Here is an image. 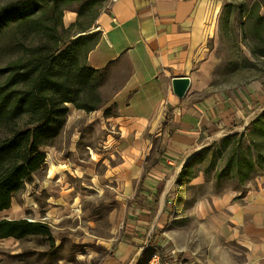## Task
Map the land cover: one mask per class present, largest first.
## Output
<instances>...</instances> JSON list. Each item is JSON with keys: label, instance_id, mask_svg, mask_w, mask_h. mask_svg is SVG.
Instances as JSON below:
<instances>
[{"label": "crops", "instance_id": "0c3cea01", "mask_svg": "<svg viewBox=\"0 0 264 264\" xmlns=\"http://www.w3.org/2000/svg\"><path fill=\"white\" fill-rule=\"evenodd\" d=\"M220 5L218 0H97L81 18L79 6L63 10V28L78 20L75 37L95 34L85 63L100 75L101 104L95 111L113 105L103 147L119 154L116 162L105 159L102 177L116 178L130 204L125 226L100 264H142L146 243L174 248L192 264H264V183L242 193L224 190L184 209L172 201L170 164L188 157L253 103L240 93L205 91L211 86ZM175 76L190 79L182 98L172 91ZM136 189L138 208L130 202Z\"/></svg>", "mask_w": 264, "mask_h": 264}, {"label": "rangeland", "instance_id": "374dc122", "mask_svg": "<svg viewBox=\"0 0 264 264\" xmlns=\"http://www.w3.org/2000/svg\"><path fill=\"white\" fill-rule=\"evenodd\" d=\"M24 1L0 0V10ZM83 1L61 7L74 8ZM218 1L219 39L211 86L205 91L211 95L236 92L253 103L251 108L242 106L243 114L211 132L188 157L180 156L170 164L169 174L175 177L172 201L177 209L224 190L242 193L264 183V0ZM98 2L107 4L108 0ZM37 16L51 27L50 35L32 32L29 18L0 24V85L23 70L21 65L31 57L30 47L62 48L75 38L73 29L63 28L58 9L47 7ZM80 48L79 56L85 61L86 51ZM103 94L109 96L105 90ZM65 105L67 113L58 135L40 147L43 164L13 194L10 207L0 210V220L35 221L48 232L0 238V264H100L111 254V243L125 226L130 204L116 178L102 177L105 159L116 162L119 156L103 147L104 133L111 131L106 118L113 105H104L99 114L72 103ZM29 121V113H23L12 122H0V144L14 132L33 127ZM197 179L201 183L193 184ZM137 197L136 189L130 200L136 208L141 205Z\"/></svg>", "mask_w": 264, "mask_h": 264}, {"label": "trees", "instance_id": "16d2710c", "mask_svg": "<svg viewBox=\"0 0 264 264\" xmlns=\"http://www.w3.org/2000/svg\"><path fill=\"white\" fill-rule=\"evenodd\" d=\"M80 0H26L0 10V24L7 20L29 18L32 32L51 34V27L39 19L37 14L45 9H58L59 15L65 5ZM97 0L80 3L78 17ZM61 7V5H63ZM60 7V9H59ZM87 9V10H86ZM7 21V22H6ZM80 27L76 21L66 29ZM95 34L78 35L62 48L46 44L29 48V61L21 65L7 82L0 85V122H12L23 113H29L33 127L16 131L0 144V210L10 207L13 194L19 191L25 180L43 164L44 153L40 147L58 135L62 118L67 113L65 103L92 111L98 108L100 99L97 91L98 71L81 60L79 50L85 49V56ZM23 66V67H22ZM20 85L18 91L11 89ZM44 225L25 219L0 220V238H23L28 234H46Z\"/></svg>", "mask_w": 264, "mask_h": 264}, {"label": "built area", "instance_id": "2783aa9c", "mask_svg": "<svg viewBox=\"0 0 264 264\" xmlns=\"http://www.w3.org/2000/svg\"><path fill=\"white\" fill-rule=\"evenodd\" d=\"M143 250L147 251V256L142 264H192L189 258L174 248L146 243Z\"/></svg>", "mask_w": 264, "mask_h": 264}, {"label": "water", "instance_id": "95a60500", "mask_svg": "<svg viewBox=\"0 0 264 264\" xmlns=\"http://www.w3.org/2000/svg\"><path fill=\"white\" fill-rule=\"evenodd\" d=\"M190 84V79L188 76H175L171 79V86L173 93L182 98L187 92Z\"/></svg>", "mask_w": 264, "mask_h": 264}]
</instances>
